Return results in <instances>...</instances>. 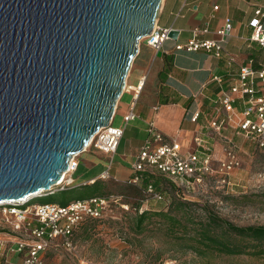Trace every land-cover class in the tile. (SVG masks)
<instances>
[{"label":"water","instance_id":"obj_1","mask_svg":"<svg viewBox=\"0 0 264 264\" xmlns=\"http://www.w3.org/2000/svg\"><path fill=\"white\" fill-rule=\"evenodd\" d=\"M162 1L0 0V202L49 191L110 125Z\"/></svg>","mask_w":264,"mask_h":264},{"label":"built area","instance_id":"obj_2","mask_svg":"<svg viewBox=\"0 0 264 264\" xmlns=\"http://www.w3.org/2000/svg\"><path fill=\"white\" fill-rule=\"evenodd\" d=\"M257 15L249 24L252 28L249 42L260 48L258 68H254V60H249L240 67L238 76L226 89L223 77H212L211 81L218 84L220 91L213 107L204 115V131L200 130L190 143L184 144L178 137L163 134L154 122L148 123L147 138L132 164V175L126 182L127 186L140 187L145 178H150L149 183L141 189V196L130 198L126 194L113 193L76 199L66 206L34 203L38 198L79 186L74 178L79 161L77 156H73L68 170L49 191L19 201L0 202V211L8 225L6 235L0 238L2 257L18 255L21 264H47L49 251L58 247L74 250L77 230L89 221L106 220L114 210L141 214L149 210L151 202H166L165 195L155 185V177H161L180 190L202 185L216 172L220 174L221 184L227 187L234 185L231 177L238 176L244 169L243 154L246 152L243 145L253 146L254 150L264 155V24L259 18L264 15L260 11ZM171 30L156 23L152 33L143 40L155 51H161ZM232 30L230 18L216 32L219 38L215 40L200 39L207 30L194 29L193 37L186 44L177 45L176 50H203L218 59H225L230 68L236 59L225 51L224 43ZM137 117L132 108L125 115L124 122L128 124ZM201 117L202 112L197 111L191 122L198 123ZM123 135L124 128L116 126L113 118L109 126L99 129L84 151L90 148L112 156L117 152ZM109 171L110 168L100 178H111ZM252 178L255 187L264 190V166Z\"/></svg>","mask_w":264,"mask_h":264},{"label":"crops","instance_id":"obj_3","mask_svg":"<svg viewBox=\"0 0 264 264\" xmlns=\"http://www.w3.org/2000/svg\"><path fill=\"white\" fill-rule=\"evenodd\" d=\"M258 11L264 15V0H163L157 23L178 31V39L169 38L161 51H155L145 40L140 42L114 116L116 126L124 128L119 148L112 156L90 148L82 152L74 173L79 185L75 189L99 182L101 174L109 168L111 178L126 185L132 175V164L147 138L149 122H154L166 136L180 138L184 144L190 143L200 130L204 131V115L209 113L220 91L212 77H223L226 89L249 60H254L253 66L258 68L260 48L249 42L252 34L249 24L258 17ZM227 18L232 20L233 30L224 49L236 59L230 68L225 59L203 50H176L177 45H184L193 37L194 29L207 30L200 39H218L216 32ZM259 18L264 24V16ZM132 108L138 117L126 124L124 117ZM197 111L202 112V117L198 123H192ZM16 257L19 256L13 255V260Z\"/></svg>","mask_w":264,"mask_h":264},{"label":"rangeland","instance_id":"obj_4","mask_svg":"<svg viewBox=\"0 0 264 264\" xmlns=\"http://www.w3.org/2000/svg\"><path fill=\"white\" fill-rule=\"evenodd\" d=\"M115 124V123H114ZM116 125V124H115ZM94 151V149H89ZM245 160L244 169L238 176H232L229 187L220 183L219 173H214L202 185L194 188L180 189L167 187L162 189L167 199L174 202H184L198 215L209 210L221 218L240 227L264 226V190L255 187L254 173L264 166V155L254 150L253 146L243 145ZM84 152V151H83ZM76 154L79 161V156ZM110 163V161H109ZM217 169V168H216ZM161 177L154 178L155 181ZM109 194H126L134 198L135 192L125 184L112 178L101 179ZM245 186V187H244ZM75 189V188H74ZM95 191L91 187L84 192L73 191L69 197L73 200L89 198ZM49 200L37 199L34 203L42 204ZM159 203L151 202L149 208H160ZM174 205H172L173 209ZM176 213V211H174ZM133 212L114 210L111 217L81 226L74 237L75 248L67 251L61 247L49 251L46 255L47 264H264V257L225 256L216 252L197 255L191 252L192 243L168 239L165 232L156 230L154 222H146L143 233L135 231ZM7 224L0 211V238L8 231ZM187 250V251H186ZM0 249V264H21L20 256L14 258L2 257Z\"/></svg>","mask_w":264,"mask_h":264},{"label":"trees","instance_id":"obj_5","mask_svg":"<svg viewBox=\"0 0 264 264\" xmlns=\"http://www.w3.org/2000/svg\"><path fill=\"white\" fill-rule=\"evenodd\" d=\"M149 181L150 178H145L141 182L140 187L126 186L135 192L134 197H139L141 196V189ZM154 182L158 190H161L165 195L166 202H159L162 205L160 208H149V210L141 214L138 212L134 213L135 231L140 234L143 233L144 224L146 222L152 224V220L156 217L158 222H154V225L157 231L165 232L168 239L192 243L189 249L197 255L216 252L219 255L225 256L248 255L252 257H264V226H236L209 210H204V213L196 215L188 204L184 202H174L172 204L167 199L162 186L165 183L167 187L169 184L171 185L170 187H174L170 182L161 181L160 179L154 180ZM91 187H94L95 191L90 197L110 195V193L106 192L105 185L96 181L92 185L69 189L38 199L49 200V202L45 203H56L66 206L69 202L73 201L69 197V193L73 191L84 192ZM172 205H174L173 209L171 208ZM93 222L97 221H89L87 224Z\"/></svg>","mask_w":264,"mask_h":264}]
</instances>
